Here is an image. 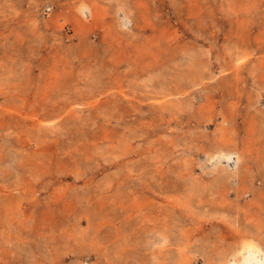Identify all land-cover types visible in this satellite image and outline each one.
Instances as JSON below:
<instances>
[{"label": "rangeland", "instance_id": "374dc122", "mask_svg": "<svg viewBox=\"0 0 264 264\" xmlns=\"http://www.w3.org/2000/svg\"><path fill=\"white\" fill-rule=\"evenodd\" d=\"M236 263L264 264V0H0V264Z\"/></svg>", "mask_w": 264, "mask_h": 264}, {"label": "bare ground", "instance_id": "6f19581e", "mask_svg": "<svg viewBox=\"0 0 264 264\" xmlns=\"http://www.w3.org/2000/svg\"><path fill=\"white\" fill-rule=\"evenodd\" d=\"M253 242V241H252ZM251 245V244H250ZM253 246H254V244H253ZM240 249H241V247H240ZM250 249H252V248H250ZM257 249V248H256ZM239 251V250H238ZM241 253V252H240ZM242 256V255H241ZM242 259V258H241ZM239 260V259H238ZM253 261V260H252ZM238 262V261H237ZM255 262V261H254ZM236 264H238V263H236Z\"/></svg>", "mask_w": 264, "mask_h": 264}]
</instances>
